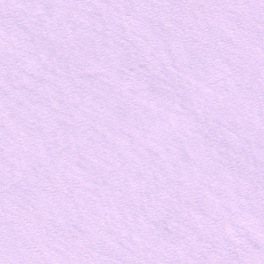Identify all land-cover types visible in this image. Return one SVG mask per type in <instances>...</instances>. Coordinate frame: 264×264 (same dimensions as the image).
I'll use <instances>...</instances> for the list:
<instances>
[{
    "label": "snow or ice",
    "instance_id": "snow-or-ice-1",
    "mask_svg": "<svg viewBox=\"0 0 264 264\" xmlns=\"http://www.w3.org/2000/svg\"><path fill=\"white\" fill-rule=\"evenodd\" d=\"M0 264H264V0H0Z\"/></svg>",
    "mask_w": 264,
    "mask_h": 264
}]
</instances>
